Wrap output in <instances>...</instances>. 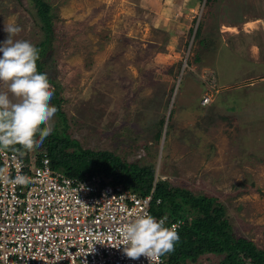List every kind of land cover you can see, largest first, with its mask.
Returning a JSON list of instances; mask_svg holds the SVG:
<instances>
[{"label": "rangeland", "instance_id": "1", "mask_svg": "<svg viewBox=\"0 0 264 264\" xmlns=\"http://www.w3.org/2000/svg\"><path fill=\"white\" fill-rule=\"evenodd\" d=\"M46 1L54 18L45 71L69 138L215 197L234 235L264 250V84L243 87L240 78L264 65L240 61L232 51L240 39L227 35L237 28L225 29L255 31L264 0ZM10 23L21 28L14 40H42L28 0H0V44ZM53 127H61L55 116Z\"/></svg>", "mask_w": 264, "mask_h": 264}, {"label": "built area", "instance_id": "2", "mask_svg": "<svg viewBox=\"0 0 264 264\" xmlns=\"http://www.w3.org/2000/svg\"><path fill=\"white\" fill-rule=\"evenodd\" d=\"M21 155L0 150L9 181L29 178L0 181V264H149L125 255L120 228L134 213H148L152 191L139 197L99 175L68 178L43 153L38 163L33 153ZM172 225L178 230L182 221L165 226Z\"/></svg>", "mask_w": 264, "mask_h": 264}, {"label": "trees", "instance_id": "3", "mask_svg": "<svg viewBox=\"0 0 264 264\" xmlns=\"http://www.w3.org/2000/svg\"><path fill=\"white\" fill-rule=\"evenodd\" d=\"M28 1L35 10V24L42 32V40L35 45L39 50L37 71L47 73L45 59L53 35L54 14L46 0ZM199 34L200 27H197L194 36L197 38ZM48 81L54 89L50 106L58 109L54 116L60 129L53 127L51 134L34 151H27L18 144L6 148L8 151L22 154L24 158L33 153L36 163L43 153L51 169L60 170L68 178L85 179L99 175L109 179L110 184H121L140 197L152 191L148 214L156 218L166 217L167 224L182 221L177 230L179 241L175 250L162 256L166 264H197L209 256L219 258L218 264H264V250L258 249L252 241L234 235L224 218L223 205L215 197L173 188L155 174L154 165L126 163L111 152L84 149L70 139L65 132L66 120L60 111L56 86L49 77ZM162 124L163 120L157 123L155 141L160 137ZM155 201H158L157 205Z\"/></svg>", "mask_w": 264, "mask_h": 264}, {"label": "clouds", "instance_id": "4", "mask_svg": "<svg viewBox=\"0 0 264 264\" xmlns=\"http://www.w3.org/2000/svg\"><path fill=\"white\" fill-rule=\"evenodd\" d=\"M4 31L7 39L0 44V83L7 91L0 92V150L18 144L34 151L53 130V117L58 111L50 106L54 89L47 73L37 71L39 50L29 41L13 39L21 28L10 23ZM0 181L25 185L29 178L17 174L9 181L0 170ZM166 220L147 212L134 213L120 228L125 255L133 260L143 256L149 264H163L161 257L172 253L179 241L178 225L165 226Z\"/></svg>", "mask_w": 264, "mask_h": 264}, {"label": "crops", "instance_id": "5", "mask_svg": "<svg viewBox=\"0 0 264 264\" xmlns=\"http://www.w3.org/2000/svg\"><path fill=\"white\" fill-rule=\"evenodd\" d=\"M263 15H264V12H263ZM256 21L259 22L260 26L257 24L258 26L256 25L255 31L245 30V28H242L244 26H241V27L237 26L236 27L234 24L225 26V29L228 30L229 28H235V29L237 28L236 32H229V34H227L233 38L238 35L237 37H239V39H240L239 42H236V44H238L237 46H241L240 50H238L237 52H235L236 49L232 50L235 54H237L236 55L237 58H239L240 61L243 60V62L246 63L247 65H248V63H250V64L261 66V65H264V24H263V22H261V21H264V17H262V18L258 17L256 19ZM254 23H256V22H254ZM246 24L249 25L250 23H246ZM220 28H224V27L220 26ZM220 32H221L220 29H218V31H216L215 33L218 36V34H220ZM237 32H238V34H237ZM232 33H233V35L234 34L235 35L232 36ZM258 33L261 36V41L258 37L256 39V41H258V42H254V41L248 42V41H251V39L249 37H251L252 35L258 34ZM255 37H257V36H255ZM217 40H216V42H217V44H219L220 42H219V40L218 41ZM224 43H225L224 38H222L221 44H222L223 48L225 47ZM222 47H221V49H222ZM221 49H220L219 54H225L226 52H224V53L221 52ZM215 72H216V70H215ZM219 78L221 79V75H219ZM240 78H242L243 83H245V85H243V87H248V88L249 87H259L260 85L264 84V70H262V69L260 70L258 67H252L250 69V71H248L247 73L242 75ZM214 82L215 81L213 80V83ZM233 86H236V85H233ZM227 88L230 89L231 87L228 86ZM243 91H245V90L243 89ZM261 97H264V92H263V96H261ZM232 106H234V105H232ZM226 108L227 107H225L224 110H226ZM255 134L258 135L260 133H255Z\"/></svg>", "mask_w": 264, "mask_h": 264}]
</instances>
